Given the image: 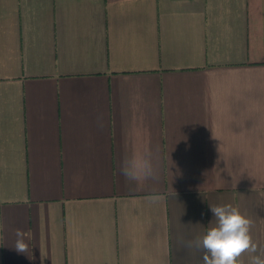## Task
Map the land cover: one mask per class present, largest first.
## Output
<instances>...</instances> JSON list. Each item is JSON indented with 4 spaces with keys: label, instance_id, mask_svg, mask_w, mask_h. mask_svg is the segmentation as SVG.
I'll list each match as a JSON object with an SVG mask.
<instances>
[{
    "label": "crops",
    "instance_id": "1",
    "mask_svg": "<svg viewBox=\"0 0 264 264\" xmlns=\"http://www.w3.org/2000/svg\"><path fill=\"white\" fill-rule=\"evenodd\" d=\"M220 204L264 247V0H0V264H202Z\"/></svg>",
    "mask_w": 264,
    "mask_h": 264
},
{
    "label": "clouds",
    "instance_id": "2",
    "mask_svg": "<svg viewBox=\"0 0 264 264\" xmlns=\"http://www.w3.org/2000/svg\"><path fill=\"white\" fill-rule=\"evenodd\" d=\"M121 174L133 183L154 178L151 163L142 158L126 160L122 165ZM209 207L214 219L205 233L194 240L183 241L182 246L202 250V264H244L241 258L245 254L248 255L247 264H264V247L259 245L251 234L253 221L232 204ZM16 235L15 250L26 253L27 244L23 232L18 229Z\"/></svg>",
    "mask_w": 264,
    "mask_h": 264
}]
</instances>
